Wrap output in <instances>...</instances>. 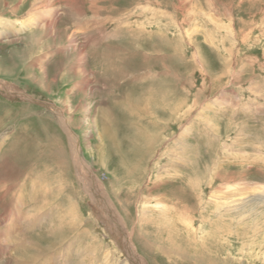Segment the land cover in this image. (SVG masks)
<instances>
[{
  "label": "rangeland",
  "instance_id": "obj_1",
  "mask_svg": "<svg viewBox=\"0 0 264 264\" xmlns=\"http://www.w3.org/2000/svg\"><path fill=\"white\" fill-rule=\"evenodd\" d=\"M35 1L0 0V264H264V0Z\"/></svg>",
  "mask_w": 264,
  "mask_h": 264
},
{
  "label": "bare ground",
  "instance_id": "obj_2",
  "mask_svg": "<svg viewBox=\"0 0 264 264\" xmlns=\"http://www.w3.org/2000/svg\"><path fill=\"white\" fill-rule=\"evenodd\" d=\"M25 0H21V2H24ZM36 3H35V6H36V4L38 3V6L37 7H41V6H48L49 4H48V1L47 0H41V1H39V0H36L35 1ZM50 6V5H49ZM14 8V7H13ZM49 8H51V7H49ZM35 10V9H34ZM47 10H49V9H47ZM46 10V11H47ZM49 11H51L52 12V10H49ZM33 12V11H32ZM31 12V13H32ZM39 13V12H38ZM40 13H43V14H45V10H42ZM39 13V14H40ZM38 14V15H39ZM47 14V13H46ZM46 14H45V16H46ZM34 16H35V14H33ZM33 15H30L31 17L33 16ZM50 15H52V14H50ZM30 16L28 17V20H26V23H28V26L29 25H31V24H35L37 21H38V17H35L36 18V20L37 21H35V18L33 19V18H31L30 19ZM33 16V17H34ZM41 16V15H40ZM44 16V17H45ZM42 18V17H41ZM46 18V17H45ZM88 20V19H87ZM3 20H0V22H2ZM45 22H47V20H44ZM11 22L14 24H16V20H11ZM90 22V21H89ZM20 24L19 25H22V26H24L25 28H27L28 26L27 25H25L24 23H22V22H19ZM42 24H44V22L42 23ZM96 24V23H95ZM8 26V25H7ZM43 26V25H42ZM0 29H2L3 31H5L6 30V28H4V25H2L1 26V28ZM46 29H47V27H46ZM140 32V31H139ZM114 33V32H113ZM2 34V33H1ZM71 37V36H70ZM147 37V36H146ZM9 38H6L5 40H8ZM199 55V54H198ZM111 68V67H110ZM126 75V74H125ZM143 88V87H142ZM141 88V89H142ZM152 102H156V99L155 98H153L152 100H151ZM150 103V101H148V104ZM146 108H147V106H146ZM24 110V109H23ZM141 110H143V109H141ZM147 111V110H146ZM45 117V116H44ZM65 122V121H64ZM124 124V123H123ZM125 126V125H124ZM128 126V125H127ZM18 127V126H17ZM17 127L15 128V130H17ZM126 129H127V127H125ZM132 128H133V126H130L129 127V129L130 130H132ZM21 131V130H20ZM263 132V131H262ZM262 134V133H261ZM111 135V134H110ZM115 135V134H114ZM8 137V136H7ZM6 137V138H7ZM5 138V139H6ZM5 139H3L2 141H4ZM111 139H113V142H112V144H113V149H114V151H119L120 153L118 154V156H119V158H120V160L122 159V160H124L125 161V163H124V170H126V171H130L133 167H134V165L133 164H130V162L128 163L127 162V160H126V157H127V154H123V153H121V151H123L124 150V148L122 147H120L119 145L121 144L122 146L123 145H125L126 143H127V139L126 140H117V139H115V137L113 136V135H111ZM114 140H116V141H114ZM128 145H130V147H131V150L133 151L134 149H136V147H135V144H134V142H133V140H131V142H128ZM138 153H140L139 151H137ZM138 153H134V154H138ZM76 155V154H75ZM78 155V154H77ZM80 157V156H79ZM75 158V157H74ZM76 160H75V164H76V166L79 164V166L80 167H84L85 165H83L84 163L82 162V158H78V156H76ZM83 165V166H82ZM79 166H77L78 168H79ZM85 168H87V167H85ZM90 170V169H89ZM80 171V170H79ZM83 171V170H82ZM89 172V171H88ZM83 177H84V175H82ZM91 179V178H90ZM84 181V180H83ZM91 181V180H90ZM94 181V180H93ZM84 182H86L85 183V185H89L90 186V184H89V181L88 180H86V177H85V181ZM219 186V185H218ZM88 187V186H87ZM2 190H3V188H1ZM89 189V188H88ZM92 189V188H91ZM23 191V190H22ZM23 194V193H22ZM93 194V193H92ZM95 196V195H94ZM49 197H50V195H49ZM97 197V196H96ZM5 198V197H4ZM32 197H30V199H31ZM40 198V197H39ZM46 198V197H45ZM35 199V198H34ZM43 199V198H42ZM40 200H41V198H40ZM97 200H99V198L97 199ZM20 202V201H19ZM97 202V201H96ZM103 202H105V201H103ZM106 203V202H105ZM39 204V203H38ZM42 204V203H41ZM95 204V203H94ZM107 204V203H106ZM40 205V204H39ZM105 205V204H104ZM108 205V204H107ZM43 206V205H42ZM41 206V207H42ZM70 206V205H69ZM106 206V205H105ZM71 207V206H70ZM74 207V206H73ZM102 208V207H101ZM100 208V209H101ZM67 209V208H66ZM109 209V208H108ZM60 210V209H59ZM104 210H105V208H104ZM61 211V210H60ZM106 211V210H105ZM59 212V211H58ZM113 212V211H112ZM37 214V213H36ZM103 214V213H102ZM113 214V213H112ZM112 214H111V216H112ZM61 215V214H60ZM98 215H99V213H98ZM10 217V216H9ZM62 217V216H61ZM64 218V217H63ZM110 218V217H109ZM3 219V218H2ZM36 219V218H35ZM63 220V219H62ZM59 221V220H58ZM106 224V223H105ZM9 226V225H8ZM63 226V225H62ZM66 226V225H65ZM117 227V226H116ZM69 229V228H68ZM138 230V229H137ZM8 231L10 232V229L8 228ZM63 231V230H62ZM5 233V232H4ZM6 235L8 234L7 232L5 233ZM151 234V233H150ZM39 235V236H38ZM37 235V237H40L41 235L40 234H38ZM128 236V235H127ZM126 236V237H127ZM138 236H139V234H138ZM155 236V235H154ZM152 237V236H151ZM36 238V237H35ZM5 239H8V238H6V237H4V240ZM10 240H11V238H9ZM8 239V240H9ZM128 239L129 238H126V240H124V242H125V244L127 245V247H128ZM20 241L19 242H16V244H17V246L18 247H20V251L18 252V254L17 255H15V257L17 258L16 259V261H15V263L16 264H31V263H37V262H40L41 260H42V258L40 257L41 255H42V253H40V246L38 245V241L39 240H37L36 242H34V240H33V238H30V239H25V238H21V239H19ZM56 240V239H55ZM126 247V246H125ZM128 250V252L130 251V249L129 248H127ZM163 250V249H162ZM37 252H39L40 254H38ZM133 256V255H132ZM43 257V256H42ZM39 258H41V259H39ZM135 260V259H134ZM84 261V260H83ZM136 261H138V260H136ZM42 263V262H41Z\"/></svg>",
  "mask_w": 264,
  "mask_h": 264
}]
</instances>
